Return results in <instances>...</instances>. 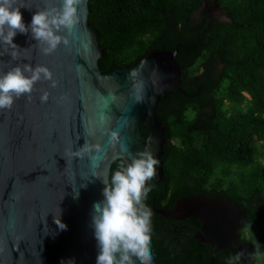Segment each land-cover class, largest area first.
Segmentation results:
<instances>
[{"label": "water", "instance_id": "95a60500", "mask_svg": "<svg viewBox=\"0 0 264 264\" xmlns=\"http://www.w3.org/2000/svg\"><path fill=\"white\" fill-rule=\"evenodd\" d=\"M89 1L80 7V22L71 34L59 33L68 36L70 45L52 55H44L30 33L14 38L20 48L16 59L13 49L0 44V74L18 65H42L59 82L51 88L42 80L31 100L24 96L10 111L0 110V264H97L93 205L104 200L113 163L122 160L127 166L132 156L149 149L163 180L167 139L157 108L166 94L180 88L178 50H150L131 67L103 71L104 51L89 23ZM60 5L61 0H17L26 25L36 11ZM219 11L207 13L225 20ZM44 91L50 94L46 103L40 100ZM141 125L148 128L147 137ZM112 131L119 134L115 143L110 142ZM84 144L91 152L73 157L71 152ZM90 157H97L96 167ZM152 209L167 220H201L194 237L212 248V264L224 250L238 251L241 264H252L253 250L239 242L241 213L231 201L199 196L183 198L174 210ZM56 216L67 230L55 224ZM152 264H157L154 258Z\"/></svg>", "mask_w": 264, "mask_h": 264}, {"label": "trees", "instance_id": "16d2710c", "mask_svg": "<svg viewBox=\"0 0 264 264\" xmlns=\"http://www.w3.org/2000/svg\"><path fill=\"white\" fill-rule=\"evenodd\" d=\"M205 2L216 3L226 19L205 12ZM89 8V23L104 51L103 71L131 67L150 50H178L180 88L157 108L166 128L164 176L148 182L152 190L144 201L152 213V257L157 264H212L211 249L194 239L190 248L205 256L198 262L182 254L173 258L165 244L176 234L173 226L196 231L201 220H167L152 207L173 210L177 199L200 194L232 199L236 191L239 199L250 194L261 199L258 213L245 200L241 204L252 215L245 241L257 258L254 264L264 261V0H90ZM243 105L245 112L230 115L231 108ZM141 131L148 136L144 125ZM121 164L113 163L110 180ZM214 264L241 261L225 250Z\"/></svg>", "mask_w": 264, "mask_h": 264}, {"label": "clouds", "instance_id": "9594fccd", "mask_svg": "<svg viewBox=\"0 0 264 264\" xmlns=\"http://www.w3.org/2000/svg\"><path fill=\"white\" fill-rule=\"evenodd\" d=\"M85 0H61L60 7H46L36 11L31 23L24 22L21 7L17 0H0V44L13 49L12 58L16 59L19 46L14 38L17 34L28 35L37 41L44 55H52L61 45L68 47V36L79 24V9ZM50 82L51 88L58 87L54 73L46 66L30 64L18 65L4 74H0V110H11L14 102L27 96L29 100L35 85L41 81ZM49 92L40 96L42 103L49 99ZM103 119V117H102ZM119 140L117 131L110 133V142ZM91 147L84 144L82 148L71 152L73 157L83 158L91 152ZM96 151L100 147L96 146ZM92 166H97V157H90ZM159 161L151 150L146 149L132 156L131 163L121 164L109 183H104V200L93 205L92 224L99 254L97 264H152L151 254V210L145 200L152 188L148 184L156 175ZM86 187V186H85ZM78 196V191L76 192ZM61 212V211H60ZM60 217V215H59ZM56 216L55 224L61 231L67 225ZM61 264H64L62 261ZM67 264H74L69 260Z\"/></svg>", "mask_w": 264, "mask_h": 264}, {"label": "flooded vegetation", "instance_id": "af4514ba", "mask_svg": "<svg viewBox=\"0 0 264 264\" xmlns=\"http://www.w3.org/2000/svg\"><path fill=\"white\" fill-rule=\"evenodd\" d=\"M204 5H205L204 6V10L207 7L206 10H205V12H207V11H209L211 9L220 10L219 12H222V9L216 3H211V4L208 3V4H206V2H205ZM213 15L216 16L217 14L215 13ZM244 94H245V96L248 99H251V97H250L249 94H247V93H244ZM246 106L247 105H243V107H241L239 109L231 108L230 115H234L236 113H243V112H245L247 110L246 109ZM227 110L230 111V108H227ZM246 136H249V134H247ZM262 162L264 163V158L262 159ZM199 196H203L205 198H208V197H206L203 194H200L197 197H199ZM257 196H259V195H257ZM183 198H187V197H183ZM183 198H179V199H177L175 201V205H174L173 210L176 208L178 202L181 201ZM192 198H196V197H192ZM208 199H223L225 201H231L239 209V211L241 213V225H242V230L240 232L239 242L245 244L248 248H250L252 250V248L250 247V245L248 243H246V241H245V238L247 236H249V234L251 233V231L247 230L246 227L248 225H250V223L252 224V222H253V220L251 218L252 215H249L247 213V211L245 209H243L246 206V204L244 202H243V204H241L242 203L241 200H243V201L245 200V202L248 203L247 206H250L251 207V210L254 209L258 213L260 211V209H261V201H260L261 199H260V197H253V195L250 194L248 197L245 196V198L239 199L237 197V192L236 191H233L232 199H224L220 195H218V197H216V198H208ZM164 208H166V207H164ZM251 213H252V211H251ZM172 221H175V220H172ZM184 221H186V220H184ZM202 226H203V222H202ZM172 230L176 234H175V236H172V238H168L166 240L165 244H166L167 247H169V249H170V251L172 253V257L173 258L176 255L182 254L183 257L197 260L196 262L205 259V256H204V252L203 251H195L193 248L191 249L190 248V243H188L189 241H191V239H194L195 242L198 245L208 246L206 244H203V243L198 242L196 240V238L194 237V234H196L199 230L191 231L189 228H187V225H184V226H181V227L173 226V229ZM208 247L212 251V248L210 246H208ZM232 253L235 254L234 252H232ZM235 255L241 261L240 257L238 256L239 255L238 251H237V254H235ZM259 259H261V258H259ZM255 260H257V258H256L255 254H254V258L252 260V264H254ZM262 263L264 264V261H262Z\"/></svg>", "mask_w": 264, "mask_h": 264}, {"label": "rangeland", "instance_id": "374dc122", "mask_svg": "<svg viewBox=\"0 0 264 264\" xmlns=\"http://www.w3.org/2000/svg\"><path fill=\"white\" fill-rule=\"evenodd\" d=\"M249 235H251V234H249ZM262 260H263V259H259V261H258L257 264H263V263H262Z\"/></svg>", "mask_w": 264, "mask_h": 264}]
</instances>
